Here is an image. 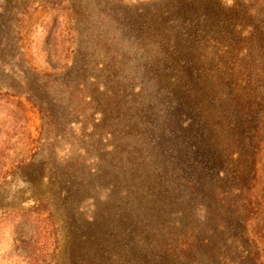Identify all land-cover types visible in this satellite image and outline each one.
Instances as JSON below:
<instances>
[{"label": "trees", "instance_id": "16d2710c", "mask_svg": "<svg viewBox=\"0 0 264 264\" xmlns=\"http://www.w3.org/2000/svg\"><path fill=\"white\" fill-rule=\"evenodd\" d=\"M49 1L63 10L64 65L29 76L25 54L10 55L21 87L0 86L41 114L38 140L0 152V189L49 166L51 193L33 208L53 251L39 252L53 264H264V0L224 15L164 0L130 16L112 0ZM45 143L52 163L37 158ZM80 218L90 244L65 258Z\"/></svg>", "mask_w": 264, "mask_h": 264}, {"label": "rangeland", "instance_id": "374dc122", "mask_svg": "<svg viewBox=\"0 0 264 264\" xmlns=\"http://www.w3.org/2000/svg\"><path fill=\"white\" fill-rule=\"evenodd\" d=\"M117 3L121 9V13L128 16L135 15L140 9H145L150 5L161 3L164 0H112ZM204 1L209 6L208 12L215 11L220 15L234 10V6L245 4L247 0H198ZM194 2V0H193ZM50 1L46 0H0V86L6 90L9 87L20 89L22 78L14 68L10 67L13 59H8V56L20 53L26 57L18 60L22 69L27 74H32L30 68H35L40 72L51 73L57 68L64 65L63 51L64 48V29L65 21L63 18V10L55 11ZM57 9V8H56ZM19 11H25L26 16H22ZM203 14V12H202ZM64 24V25H63ZM24 34V43L18 41L20 36L18 32ZM3 38L5 40H3ZM58 45L59 56H55V51H52L53 46ZM8 46V47H6ZM68 47V45H66ZM212 64V63H211ZM214 65V64H213ZM8 101V102H7ZM10 101V102H9ZM19 105L22 110L19 109ZM42 119L37 107L31 104L25 97H3L0 99V152L5 148L14 145V149H18L17 157L21 152L20 141L38 140L40 137ZM30 154L35 155L36 149L31 147ZM43 149L41 154H38V160H48L51 162L50 151L47 143L41 145ZM9 155L12 152L6 151ZM27 153V152H25ZM52 163V162H51ZM7 168L0 167V173H3ZM40 171L39 176L33 177L30 181H19V179L11 178V175L1 184L0 189V264H53L51 257L47 252H39V249H48L53 251V242H49L47 248L41 245L43 242V231L39 226V220L44 219L47 215L39 216L34 213L35 199L49 197L51 188L48 185L46 177L49 175V166L45 163ZM36 171V170H35ZM14 177V176H13ZM23 206L22 211L11 212L10 210L17 209ZM9 208V211L4 209ZM184 203L181 209H188ZM31 212L25 213V210ZM24 211V212H23ZM96 209L94 212H99ZM91 212L93 213L92 209ZM174 213V210H173ZM198 212H191V219L197 220ZM92 215V214H91ZM60 216L62 219H72L66 210H61ZM176 217L172 213H168L165 209L163 217L164 225H168ZM79 232L68 230L66 237L63 239V244L66 246L64 257L75 251L77 244L88 245L89 232L82 227L83 220L80 218ZM75 239L79 243H75ZM203 251H206L204 249ZM34 252V254H33ZM71 264V263H66ZM107 264H117L114 260L108 261ZM157 264H178L175 260H161Z\"/></svg>", "mask_w": 264, "mask_h": 264}]
</instances>
